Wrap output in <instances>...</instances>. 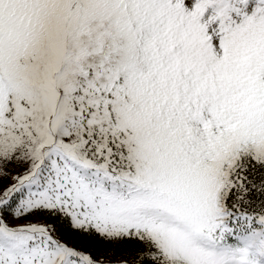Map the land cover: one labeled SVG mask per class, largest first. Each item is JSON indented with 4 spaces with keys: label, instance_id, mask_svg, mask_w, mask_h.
Masks as SVG:
<instances>
[{
    "label": "snow or ice",
    "instance_id": "6c2138e0",
    "mask_svg": "<svg viewBox=\"0 0 264 264\" xmlns=\"http://www.w3.org/2000/svg\"><path fill=\"white\" fill-rule=\"evenodd\" d=\"M0 264H264V0H0Z\"/></svg>",
    "mask_w": 264,
    "mask_h": 264
}]
</instances>
